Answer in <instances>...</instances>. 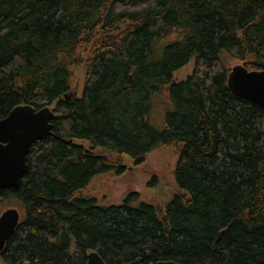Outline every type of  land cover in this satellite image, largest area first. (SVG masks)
Wrapping results in <instances>:
<instances>
[{
	"label": "trees",
	"instance_id": "1",
	"mask_svg": "<svg viewBox=\"0 0 264 264\" xmlns=\"http://www.w3.org/2000/svg\"><path fill=\"white\" fill-rule=\"evenodd\" d=\"M223 54L264 70V0H0V120L20 105L55 113L19 188H0V213L13 200L22 215L2 264H88L93 251L264 264V109L229 90ZM164 149L180 189L165 207L89 193Z\"/></svg>",
	"mask_w": 264,
	"mask_h": 264
},
{
	"label": "water",
	"instance_id": "2",
	"mask_svg": "<svg viewBox=\"0 0 264 264\" xmlns=\"http://www.w3.org/2000/svg\"><path fill=\"white\" fill-rule=\"evenodd\" d=\"M228 88L238 98L264 109V70L249 71L244 65L232 68ZM55 114L49 107L37 110L30 105L16 107L0 121V188L18 189L26 174L27 157L37 141L53 135ZM21 221V214L11 208L0 216V254ZM1 264V261H0ZM88 264H106L97 252L88 256ZM126 264H143L139 258ZM154 264V263H151ZM155 264H179L161 261Z\"/></svg>",
	"mask_w": 264,
	"mask_h": 264
},
{
	"label": "rangeland",
	"instance_id": "3",
	"mask_svg": "<svg viewBox=\"0 0 264 264\" xmlns=\"http://www.w3.org/2000/svg\"><path fill=\"white\" fill-rule=\"evenodd\" d=\"M172 36L170 39H173ZM158 42L155 46V52L161 50L160 46L166 44V41ZM161 53L158 55V57ZM222 60L227 69L243 64L227 54H223ZM198 71V65L195 60L175 73L178 80L186 79L189 75ZM84 82L83 70L77 73L78 89ZM162 109L153 112V120L158 124L161 121ZM98 153L108 155L104 150L99 149ZM126 171L121 176L110 174L101 175L93 179L88 187L89 193L96 197L100 205H121L129 193H138L141 202L159 205L165 207L170 203L173 196L180 191L176 182L177 159L174 154L168 150H157L147 156L146 161L141 165H133L129 159H124ZM19 209L18 203L13 200L7 201L2 206V211L7 209ZM1 211V212H2ZM21 212V211H20Z\"/></svg>",
	"mask_w": 264,
	"mask_h": 264
},
{
	"label": "bare ground",
	"instance_id": "4",
	"mask_svg": "<svg viewBox=\"0 0 264 264\" xmlns=\"http://www.w3.org/2000/svg\"><path fill=\"white\" fill-rule=\"evenodd\" d=\"M234 67H235V66H234ZM232 68H233V67H232ZM232 68H230V70H229L230 72H231ZM230 72H229V73H230ZM228 76H229V75H228ZM65 98L67 99V96H66ZM20 106H23V105H20ZM17 107H18V106H17ZM44 108H45V107L40 108V109H37V110H42V109H44ZM14 109H15V108H14ZM14 109H13V110H14ZM35 109H36V108H35ZM13 110H11V112H12ZM11 112H10V113H11ZM10 113L8 114V116L10 115ZM54 114H55V113H54ZM8 116H7V117H8ZM7 117H6V118H7ZM6 118H4V119H6ZM4 119H2V120H4ZM0 121H1V120H0ZM1 189H2V188H1ZM15 190H16V189H15ZM7 210H9V209H7ZM7 210L2 211V212L0 213V216H1L5 211H7ZM20 211H21V210H20ZM20 213H21V212H20ZM88 256H89V255H88Z\"/></svg>",
	"mask_w": 264,
	"mask_h": 264
}]
</instances>
